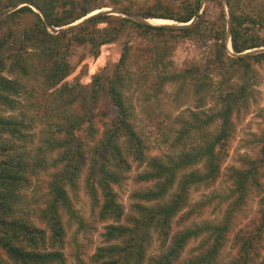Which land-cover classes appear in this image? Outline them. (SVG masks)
I'll use <instances>...</instances> for the list:
<instances>
[{
	"label": "trees",
	"instance_id": "trees-1",
	"mask_svg": "<svg viewBox=\"0 0 264 264\" xmlns=\"http://www.w3.org/2000/svg\"><path fill=\"white\" fill-rule=\"evenodd\" d=\"M203 1L169 0L164 4L157 0L135 5L123 0H0V13L15 7L0 16V264H67L65 217L81 221L71 192L80 186L85 166V189L94 211L107 222L103 235L109 243L91 257L93 264H216L234 214L248 192L263 187L259 174L264 172V139L259 158L233 173L234 188L229 195L220 194L221 202L229 204L221 223L175 229V219L189 208L179 216L181 225L198 206L213 203L210 197L190 203L191 190L215 182L224 147L232 137L233 115L249 103L254 65L264 63V50L246 52L264 47V35L259 32L264 29V1L206 0L221 9L220 17L212 21L202 12ZM106 6L123 14L101 10L89 16ZM151 18L186 25H155L144 20ZM80 19L84 20L67 26ZM65 27L69 29L62 30ZM134 33L151 41L172 33L210 44L204 52L205 61L192 62L181 71L170 70V48L149 45L146 50L152 58L148 72L153 67L162 73L158 89L167 82L192 81L198 95L210 93L216 101L210 114L191 111L194 121L189 125L181 122L175 145L194 128L205 131L216 126L203 143L177 157L164 160L149 155L147 142L131 121L125 87L133 82ZM122 38L121 57L111 73L100 72L87 85L66 82L73 70L66 54L70 47L88 44L99 56L104 45ZM236 75L239 79L232 83ZM27 79L55 90V104L49 107L55 112H48L44 119L47 125L38 137L33 130L41 118L31 117L29 101L22 103L20 98L30 93ZM103 96L117 111L114 119H109V112L102 107ZM201 161H205L203 170L189 169ZM134 162L147 165L136 180L154 185L134 193L132 213L127 216L115 186L122 184ZM42 172L49 173L50 180L38 223L22 205L25 193ZM200 237L198 247L184 257L188 243ZM156 238L160 251L149 254ZM263 238L264 209L258 228L238 238L245 241L241 264H249V259L256 264L252 253ZM257 264H264V260Z\"/></svg>",
	"mask_w": 264,
	"mask_h": 264
},
{
	"label": "rangeland",
	"instance_id": "rangeland-1",
	"mask_svg": "<svg viewBox=\"0 0 264 264\" xmlns=\"http://www.w3.org/2000/svg\"><path fill=\"white\" fill-rule=\"evenodd\" d=\"M128 3L153 4L157 0H123ZM164 4L169 0H160ZM256 1V0H251ZM264 0H257L255 3H261ZM226 1L224 0V3ZM226 9L227 5L225 4ZM13 7L12 10H14ZM10 10V11H12ZM110 12L114 14H123L122 11L106 6L103 9H98L89 16L100 11ZM9 11V12H10ZM205 11V18L208 21L216 20L220 16V7L215 2L203 1L202 12ZM8 13V12H7ZM6 13V14H7ZM229 14V13H228ZM88 16V17H89ZM83 19L78 20L79 23ZM145 20V19H144ZM147 20V19H146ZM171 20V19H170ZM172 23L158 22L155 25H177L184 26L186 23L171 20ZM230 22V17H228ZM193 22V21H192ZM190 22V24L192 23ZM149 23V22H147ZM67 25V26H73ZM189 25V24H188ZM64 29H69L65 27ZM59 31V28H55ZM260 34L264 35V29H259ZM125 39V38H124ZM124 39H119L115 42L108 43L101 48V54L95 56L91 51L90 45H74L70 47L66 54L72 64V73L65 79L70 86L82 83L84 85L91 84L94 75L100 72H110L114 69L117 62L120 60ZM154 41L133 34L131 43L134 45L132 55L133 64L130 66L132 71L133 82H130L125 87V94L128 98V105L131 112V121L137 127L140 135L145 139L149 146V155L158 156L162 159H168V156L177 157L184 150L193 149L200 143H203L208 137V134L215 129V126L206 128L205 131L200 129H192L184 140L179 145H175V141L183 121H188L187 124L193 122L192 113L201 112L203 116L210 114L216 106V101L213 96L208 93L198 95L196 93L194 82L186 81L182 83L180 80L167 82L162 88L158 89L161 72L153 69L148 72L147 66L151 67V55L146 52L150 46L168 47L169 60L172 62L170 70H183L192 62H203L206 60L204 52L210 44H204L202 39L197 37H183L181 35H168L160 38H153ZM209 42V41H208ZM202 44V46H200ZM229 45V44H228ZM33 49L35 47H32ZM231 51V46L229 45ZM264 50L255 48L248 52H257ZM253 74L252 95L248 105H244L242 109L235 112L233 115V133L227 145L224 147L223 154L225 155L221 163V172L214 183L209 186L195 187L191 190L190 203L201 202L209 197L213 203L207 206H198L197 211L191 215L189 219L184 220L181 225L179 216L184 215L185 209L175 219L176 228H189L201 225L204 223L219 224L226 216V210L229 207L227 202H221L220 194L225 196L230 194L232 187L234 188L235 174L238 170L244 169L250 165V161L259 158L261 147L264 139V63H255ZM151 69V68H150ZM142 75H146L143 80ZM238 75L232 78V83L237 82ZM28 80L30 93L21 95L22 103L28 102L30 107H27L31 117H40L41 120L35 126L32 132L41 133V129L47 123L45 118L48 112H55L49 107L55 104L53 98V88H47L44 83L35 80ZM104 97V96H103ZM102 97V98H103ZM109 99V98H108ZM103 109L109 112V119H114L117 115L115 107L110 104L104 97ZM202 101H204L202 104ZM203 105L199 107L198 105ZM23 108V107H22ZM35 119V118H33ZM147 165L139 166L134 162L132 169L126 173V177L121 185H116L115 189L118 192L119 200L125 207L126 215L132 213L134 193L139 190H144L147 187H152L153 183H140L136 180V176L141 171L147 169ZM205 161H201L189 169L203 170ZM88 171V166H85L81 183L78 189L71 192L74 209L79 219H71L65 217L66 238H65V255L67 256V264H93L91 257L96 253L99 247L108 245L103 235L107 222L102 221L94 211L92 200L86 192L84 179ZM260 179L263 183L261 189L251 190L247 193L246 201L241 206V209L234 214L230 230L226 233L224 245L219 253L216 264H241L243 260V248L245 241L238 240L240 235L245 232L253 231L258 228L261 213L264 209V172H260ZM49 173L42 172L33 180L32 187L25 193V203L22 205L26 214L33 217L35 221L41 223L39 219V207L43 206L44 193L47 182L50 180ZM173 191V190H172ZM171 191V192H172ZM44 225V224H41ZM202 237L192 239L185 249L184 257L190 256L192 250L197 248ZM256 249V250H255ZM252 253L256 257V264L264 260V238ZM160 251V241L156 238L152 247H149V254H158ZM198 252V251H197ZM81 259V261H80ZM249 264L251 260L249 259Z\"/></svg>",
	"mask_w": 264,
	"mask_h": 264
},
{
	"label": "bare ground",
	"instance_id": "bare-ground-1",
	"mask_svg": "<svg viewBox=\"0 0 264 264\" xmlns=\"http://www.w3.org/2000/svg\"><path fill=\"white\" fill-rule=\"evenodd\" d=\"M146 20V19H145ZM82 21V20H81ZM80 21V22H81ZM146 22H149V23H155L157 24L158 22H161L162 23H172V21L170 19H164V18H151V19H147ZM77 24V23H76ZM75 25V24H73ZM230 42L231 41H228V44L230 45Z\"/></svg>",
	"mask_w": 264,
	"mask_h": 264
},
{
	"label": "water",
	"instance_id": "water-1",
	"mask_svg": "<svg viewBox=\"0 0 264 264\" xmlns=\"http://www.w3.org/2000/svg\"><path fill=\"white\" fill-rule=\"evenodd\" d=\"M226 1V0H225ZM226 3H227V1H226ZM13 9V7H11V8H7L6 10H4V11H2L1 13H0V16H2V15H5L7 12H9L10 10H12ZM228 12H229V7H228ZM229 17H230V15H229ZM84 20V19H83ZM230 22H229V32H228V41H231V37H230ZM230 46H231V48H232V44H231V42H230Z\"/></svg>",
	"mask_w": 264,
	"mask_h": 264
}]
</instances>
